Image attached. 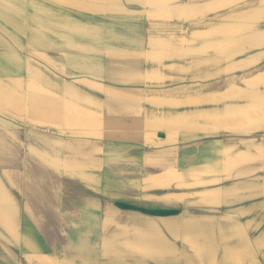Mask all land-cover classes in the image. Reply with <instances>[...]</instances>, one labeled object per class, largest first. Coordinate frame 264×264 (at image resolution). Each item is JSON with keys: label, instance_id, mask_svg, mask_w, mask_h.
<instances>
[{"label": "crops", "instance_id": "crops-1", "mask_svg": "<svg viewBox=\"0 0 264 264\" xmlns=\"http://www.w3.org/2000/svg\"><path fill=\"white\" fill-rule=\"evenodd\" d=\"M0 264H264V0H0Z\"/></svg>", "mask_w": 264, "mask_h": 264}, {"label": "trees", "instance_id": "trees-1", "mask_svg": "<svg viewBox=\"0 0 264 264\" xmlns=\"http://www.w3.org/2000/svg\"><path fill=\"white\" fill-rule=\"evenodd\" d=\"M121 207L123 208H130L131 206L125 205V204H120ZM145 212H150V213H156V214H168L171 213L172 211L169 210H144Z\"/></svg>", "mask_w": 264, "mask_h": 264}]
</instances>
